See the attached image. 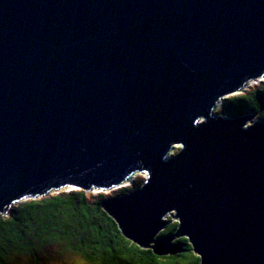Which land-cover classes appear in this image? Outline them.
I'll use <instances>...</instances> for the list:
<instances>
[{"label": "water", "instance_id": "water-1", "mask_svg": "<svg viewBox=\"0 0 264 264\" xmlns=\"http://www.w3.org/2000/svg\"><path fill=\"white\" fill-rule=\"evenodd\" d=\"M262 77L264 0H0V214L139 172L103 204L125 237L264 264V122L213 115Z\"/></svg>", "mask_w": 264, "mask_h": 264}, {"label": "trees", "instance_id": "trees-1", "mask_svg": "<svg viewBox=\"0 0 264 264\" xmlns=\"http://www.w3.org/2000/svg\"><path fill=\"white\" fill-rule=\"evenodd\" d=\"M225 100V117L255 114L264 122V81ZM138 184L142 185L141 180ZM132 190L123 187L107 195L73 188L15 203L5 215L0 214V264H13L14 258H26L23 264H44L37 259L38 250L49 245L85 264H199L186 237L172 240L178 246L175 253L157 254L152 244L139 245L122 234L103 204ZM166 221L157 239L176 231L177 220Z\"/></svg>", "mask_w": 264, "mask_h": 264}, {"label": "rangeland", "instance_id": "rangeland-1", "mask_svg": "<svg viewBox=\"0 0 264 264\" xmlns=\"http://www.w3.org/2000/svg\"><path fill=\"white\" fill-rule=\"evenodd\" d=\"M264 81V77L260 78V79H256V80H253V81H250L249 83H247L244 88L238 92V93H235V94H231L227 97H231V96H235V95H238V94H241L243 92H246L247 91H250L254 88H256L258 85H260L262 82ZM227 97H225L224 99H222L220 102H218L214 109H213V115L215 117H219V116H222V117H225L227 116L225 114V107H224V102L226 101L225 99H227ZM258 123V122H262L257 115H253L252 114V117L245 123L244 126H249V125H252L254 123ZM179 150V146H176L172 149V154L170 155H173V154H176ZM169 155V156H170ZM145 179V174H142V173H139V172H136L134 173L133 175H131V177H129L125 182H123L122 184L116 186V187H112L110 189H106V190H97V189H93L91 190L93 193H99V192H102V193H105V194H109V195H115L117 193V191L120 189V188H123V187H131V189L135 190L137 188H139V184L138 182L141 180V183L144 181ZM73 189V187H63L59 190H56V191H52L50 192V194H53V193H56V192H63V191H68V190H71ZM172 217V218H170ZM170 219L171 221H176V218L173 217V214L171 213V215H167L166 216V219ZM37 259L40 260L41 263H44V264H85L81 259H78L77 257H75L74 255L70 254V253H64V252H60V248L57 246V245H49V246H46L45 248L41 249V250H38V254H37ZM17 260L18 262L16 263ZM21 260H26V258H14V263L13 264H23V262Z\"/></svg>", "mask_w": 264, "mask_h": 264}]
</instances>
